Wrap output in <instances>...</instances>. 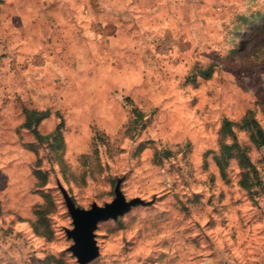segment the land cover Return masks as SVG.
<instances>
[{"label":"rangeland","instance_id":"374dc122","mask_svg":"<svg viewBox=\"0 0 264 264\" xmlns=\"http://www.w3.org/2000/svg\"><path fill=\"white\" fill-rule=\"evenodd\" d=\"M138 3L0 0V264H78L64 194L117 193L86 264H264V0Z\"/></svg>","mask_w":264,"mask_h":264},{"label":"water","instance_id":"95a60500","mask_svg":"<svg viewBox=\"0 0 264 264\" xmlns=\"http://www.w3.org/2000/svg\"><path fill=\"white\" fill-rule=\"evenodd\" d=\"M117 199L103 207L92 204L90 209H80L64 194L68 214L72 221V228L66 235L73 244L69 250L76 258L78 264H86L98 255V247L94 238V231L98 223L107 219H115L122 215L134 201L126 202L118 193Z\"/></svg>","mask_w":264,"mask_h":264},{"label":"crops","instance_id":"0c3cea01","mask_svg":"<svg viewBox=\"0 0 264 264\" xmlns=\"http://www.w3.org/2000/svg\"><path fill=\"white\" fill-rule=\"evenodd\" d=\"M73 2L70 8L75 9V14L81 19L89 18L91 21L102 22L104 35L114 38V35L121 33L125 21L137 24L143 15V6L139 0H63ZM67 12L70 13L69 8Z\"/></svg>","mask_w":264,"mask_h":264},{"label":"trees","instance_id":"16d2710c","mask_svg":"<svg viewBox=\"0 0 264 264\" xmlns=\"http://www.w3.org/2000/svg\"><path fill=\"white\" fill-rule=\"evenodd\" d=\"M42 119V116H38V114L35 111L26 112L25 122L24 126L26 128H32L36 124H38ZM36 133V130L34 131Z\"/></svg>","mask_w":264,"mask_h":264}]
</instances>
